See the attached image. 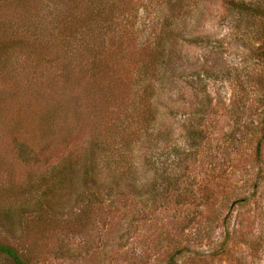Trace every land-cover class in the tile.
I'll list each match as a JSON object with an SVG mask.
<instances>
[{
    "label": "rangeland",
    "instance_id": "obj_1",
    "mask_svg": "<svg viewBox=\"0 0 264 264\" xmlns=\"http://www.w3.org/2000/svg\"><path fill=\"white\" fill-rule=\"evenodd\" d=\"M167 1L132 0L120 22L122 35L112 37L118 51L128 50L125 58L142 57V49L161 36ZM179 1L182 6L167 16L177 35L165 43L162 80L147 101L149 127L124 152L140 189L110 216L96 213L86 231L65 227L71 213L63 224L55 226L49 217L34 227V203L42 197L33 190L19 195L15 187L36 170L57 167L60 158H84L88 121L82 119L66 140L54 135L41 165L22 171L13 161L7 127L33 111L36 99L22 98L19 89L0 109V240L24 251L30 264H264V0ZM42 81L41 102L57 91L56 80ZM80 83L78 91L91 98L90 81ZM23 99L31 103L27 110L19 107ZM78 208L80 201L73 213ZM17 211L21 227L9 236L2 224ZM31 228L34 239L42 238L33 240L35 255L24 250L28 244L19 233ZM173 252L178 254L170 263ZM0 264L10 262L0 254Z\"/></svg>",
    "mask_w": 264,
    "mask_h": 264
},
{
    "label": "trees",
    "instance_id": "obj_2",
    "mask_svg": "<svg viewBox=\"0 0 264 264\" xmlns=\"http://www.w3.org/2000/svg\"><path fill=\"white\" fill-rule=\"evenodd\" d=\"M130 3L132 0H0V109L9 107L6 101L19 89L22 98L26 93L36 99L33 111L20 115L10 129L7 127L18 169L30 171L32 165H41V154L50 149L54 135L61 133L57 139L66 140L82 119L88 121L83 123L84 130L89 127L83 141L84 158H60L57 167L40 174L36 170L34 177L29 174L16 181L19 195L33 190L42 197L34 203L30 220L34 227L49 217L55 226L63 224L64 216L71 213L65 227H73L77 233L79 229L86 231L96 213L110 216L117 211L120 200L140 189L134 185L124 152L131 143L137 144L140 134L149 127L151 111L147 101L162 80L165 43L177 35V24H168L171 18L167 16L183 2L167 1L170 13H164L167 15L161 36H156L150 49H142V57L137 59L125 58L123 54L128 50L118 51L112 40L113 36L122 35L120 28L125 25L120 22H125L132 11ZM106 37L108 49L102 44ZM118 53L120 57L112 61ZM46 76L56 80L57 91L41 102L36 96L43 91L41 85ZM83 80L90 81L91 98L78 91ZM29 102L24 101L19 107L27 110L31 107ZM125 134L130 141L124 139ZM100 162L105 171L100 172ZM110 162L117 168L109 169ZM78 186L79 189L74 188ZM166 186L170 188L174 182L166 180ZM150 192L154 198L155 191ZM67 197H72V201L67 202ZM77 201L81 208L73 213ZM17 215L18 211L8 214L2 224L9 236L21 227ZM26 226L22 224L24 229ZM29 230L19 232L28 244L22 247L35 255L34 241L42 238L34 239V229ZM18 251L15 245L0 240V254L10 264H30L24 251ZM178 253H172L170 263Z\"/></svg>",
    "mask_w": 264,
    "mask_h": 264
}]
</instances>
